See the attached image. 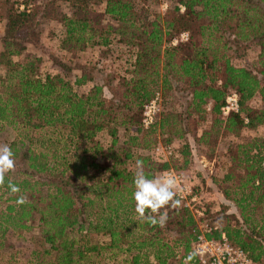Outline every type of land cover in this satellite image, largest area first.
<instances>
[{
  "label": "trees",
  "instance_id": "trees-1",
  "mask_svg": "<svg viewBox=\"0 0 264 264\" xmlns=\"http://www.w3.org/2000/svg\"><path fill=\"white\" fill-rule=\"evenodd\" d=\"M54 1L42 5L41 18L53 17ZM61 1L69 8V14L59 19L62 46L69 50L105 46L112 34L137 47L134 69L131 77L118 81L117 91L109 92V98L102 92L105 83L95 84L85 95L78 94L74 86L85 83L84 75L72 84L59 76L41 77L36 58L12 61L21 56L26 44L36 40L37 14L18 10L13 1L0 4V125L20 132L19 147L16 141L9 146L14 158L24 165L15 177L10 179L7 174L0 187V237L9 228L36 227L43 242L55 252L53 264H80L83 252L95 249L81 250L77 241L68 237L73 231L100 234L107 237L105 247L123 246V252L133 251L129 264L172 262L176 255L185 254L194 240V219L186 209L172 208L167 221L173 215L183 240L172 246L162 242L160 226L140 222L134 212V174L124 165L128 153L123 161L109 156L114 159L111 163H99L98 159L107 158L110 148L104 151L94 137L106 131L112 147L115 125L127 130L136 124L135 135L127 142L146 147V138L156 129L162 134L171 121L182 138L185 131L180 123L190 114L200 117L207 103L213 119L201 133L199 141L203 143L210 133L219 132L220 125L232 136L264 125V107L256 110L246 105L255 95L264 100V85L257 76L264 75V0H177L171 10L146 22L137 19L130 0ZM94 5H102V13L115 22L103 34L88 24L87 13ZM181 33L186 34L185 42L172 44ZM246 41L258 47V73L235 68L224 56L226 43ZM167 77L183 82L189 91L185 116L164 114L143 129L135 121L138 110L165 88ZM227 90L236 95L237 111L228 112L221 120L216 116L225 106ZM182 154L184 157L187 152ZM228 157V169L215 184L235 212L220 211L217 230L205 237L218 239L222 233L253 262L264 264V137L235 145L228 149ZM137 160L143 161L149 179L168 168L167 163H154L147 157ZM9 181L19 186L27 203H15L16 196L9 195L7 189Z\"/></svg>",
  "mask_w": 264,
  "mask_h": 264
},
{
  "label": "rangeland",
  "instance_id": "rangeland-1",
  "mask_svg": "<svg viewBox=\"0 0 264 264\" xmlns=\"http://www.w3.org/2000/svg\"><path fill=\"white\" fill-rule=\"evenodd\" d=\"M3 1L0 0V4ZM9 1H13L18 10L26 9L37 14L36 29L38 32L36 40L32 44H26L21 56L12 58V61L20 62L24 59L36 58L38 60L36 71L39 76H59L70 84L76 78L84 75L86 77L85 83L74 86V90L78 94L85 95L95 84L105 83V89L102 92L106 98L111 96V92L117 91L118 81L132 76L134 69L132 63L137 47L121 42L112 34L109 35L108 44L105 46L92 45L82 50H69L67 47L62 46L63 27L59 19L63 15L69 14L68 4L65 1H54L53 6L55 9H53L54 13L51 19L41 18L42 5L49 2V0ZM130 1L132 11L141 22L152 21L154 16L163 15L166 11L175 7L177 2V0ZM102 9V5L91 6L87 13V20L92 28L103 34L105 28L113 27L115 22L105 16ZM2 30L3 20L0 18V37ZM257 55L258 47L251 41L226 43L224 56L230 65L235 68H245L258 73ZM59 64L63 65L64 68L59 67ZM257 76L264 85V75L258 74ZM167 81L168 84L165 88L157 92L159 101L156 118L164 114L178 115L182 113L181 115L185 116V110L183 109L188 104L189 91L183 82L177 79L167 77ZM233 93L232 90H227L225 102ZM246 105L258 110L264 107V100L261 96L255 95L246 102ZM202 108L203 112L200 117H197L196 114H190L180 123V127L185 131L182 138H178V133H175L170 121L168 129H164L162 134H159V130L156 129L154 135L146 138L149 141L146 147L130 146L127 142L129 137L135 135L136 124L128 126L127 130L115 125V143L112 147H110L111 138H109L106 131L97 133L94 141L99 143L104 151L110 148V151L106 153L107 158L98 159L99 163H111L114 159L109 158V156L117 157L116 161H123L124 153H128L129 158L124 161V165L133 174L136 172L137 157H147L154 163H167L168 168L166 170L172 169L183 175L185 185L199 199V206L207 214V219L205 218L203 221L200 219L194 220L195 227L201 223L218 227L217 222L221 218L220 211H224L226 214L235 212L233 205L223 199L219 187L215 184V180L219 181L228 169V149L237 144L245 143L252 138L264 137V125L257 126L254 129H242L239 136L225 134L222 125H220L219 132L217 134L210 133L207 142L203 143L199 141V138L201 133L207 131L211 126L213 115L210 112L211 105L209 103L202 106ZM140 114L141 109L138 110V115L135 117V121L139 125ZM226 115H223L220 110V114L216 118L222 120ZM19 133V131L10 127L0 125V145H10L16 141L15 144L18 148L17 141L21 138ZM183 151L187 152L184 157L182 156ZM14 159L15 168L8 173L10 179L15 177L16 173L24 167L19 160ZM160 172H156L153 177H159ZM2 209L3 205L1 204L0 211ZM162 210L169 213L173 209L167 207ZM174 221L175 219L171 215L164 226L159 228L158 238L169 246H172L174 241L180 245V240H183V236L177 234V226ZM70 233L68 237L77 241L76 245L81 250L95 247L92 252H83L84 259L80 264H129L130 256L134 253L133 251L130 253L123 252V246L120 248L105 247L108 243L107 237L100 234L84 235L83 233H76V231ZM54 253L50 246L43 242L36 227H31L29 230L9 228L0 237V264H53ZM174 261L167 264H175Z\"/></svg>",
  "mask_w": 264,
  "mask_h": 264
},
{
  "label": "built area",
  "instance_id": "built-area-1",
  "mask_svg": "<svg viewBox=\"0 0 264 264\" xmlns=\"http://www.w3.org/2000/svg\"><path fill=\"white\" fill-rule=\"evenodd\" d=\"M182 11V7L178 6ZM186 40V34H181L178 39H173L172 44L183 42ZM158 93L141 107L140 125L143 129H147L155 121L158 114ZM236 95L233 93L227 98L225 106L221 108L223 115L228 112H236ZM264 170V161L261 164ZM172 176L176 179V198L181 201L180 207L186 209L194 220L203 221L204 210L199 206V199L192 193L191 189L185 185L183 175L172 169L163 170L159 176ZM217 230L215 226L200 224L196 226L194 240L190 243L189 249L185 254L176 255L175 259L180 264H185L189 254H193V259L189 264H256L248 254L239 247L229 243L225 236L220 233L218 239L206 238L205 235Z\"/></svg>",
  "mask_w": 264,
  "mask_h": 264
},
{
  "label": "clouds",
  "instance_id": "clouds-1",
  "mask_svg": "<svg viewBox=\"0 0 264 264\" xmlns=\"http://www.w3.org/2000/svg\"><path fill=\"white\" fill-rule=\"evenodd\" d=\"M14 153L8 144L0 145V187L5 185L6 175L14 170ZM134 191L132 199L134 202V212L137 219L142 223L152 226H164L167 222V212L162 211L167 207L179 208L181 201L176 198V179L172 176H160L148 178L144 171L142 160L136 161V172L133 177ZM9 195L16 196L15 203L23 205L27 203V197L21 194V189L11 181L7 184ZM193 259V254H189L185 264Z\"/></svg>",
  "mask_w": 264,
  "mask_h": 264
},
{
  "label": "crops",
  "instance_id": "crops-1",
  "mask_svg": "<svg viewBox=\"0 0 264 264\" xmlns=\"http://www.w3.org/2000/svg\"><path fill=\"white\" fill-rule=\"evenodd\" d=\"M159 176V175H158ZM160 177V176H159Z\"/></svg>",
  "mask_w": 264,
  "mask_h": 264
}]
</instances>
